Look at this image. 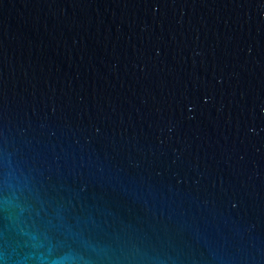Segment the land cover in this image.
Returning <instances> with one entry per match:
<instances>
[{"label":"water","instance_id":"95a60500","mask_svg":"<svg viewBox=\"0 0 264 264\" xmlns=\"http://www.w3.org/2000/svg\"><path fill=\"white\" fill-rule=\"evenodd\" d=\"M0 264H264V0H0Z\"/></svg>","mask_w":264,"mask_h":264}]
</instances>
